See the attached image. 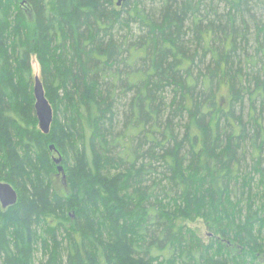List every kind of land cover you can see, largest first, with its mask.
<instances>
[{
    "label": "trees",
    "instance_id": "16d2710c",
    "mask_svg": "<svg viewBox=\"0 0 264 264\" xmlns=\"http://www.w3.org/2000/svg\"><path fill=\"white\" fill-rule=\"evenodd\" d=\"M0 183L2 264H264V0H0Z\"/></svg>",
    "mask_w": 264,
    "mask_h": 264
},
{
    "label": "rangeland",
    "instance_id": "374dc122",
    "mask_svg": "<svg viewBox=\"0 0 264 264\" xmlns=\"http://www.w3.org/2000/svg\"><path fill=\"white\" fill-rule=\"evenodd\" d=\"M13 9V6H11ZM30 66H31V70H32V75L33 77H38L39 80H40V70H39V64L37 62V60L35 59L34 56L31 57V60H30ZM41 81V80H40ZM14 88L17 90L18 92V99H19V102L23 105V108L24 110L26 111V114L28 115L27 111L30 110V107H34V97H33V86H34V82L32 84L31 87H28L24 90L23 86L19 84V81L15 80L14 79ZM44 89V88H43ZM25 91V93H24ZM25 105V106H24ZM35 114V113H34ZM36 119V117H35ZM37 121V120H36ZM37 128H38V123H37ZM53 147V146H52ZM52 152V151H51ZM60 157L62 159V157L56 153H51V156H50V159H54V158H57V157ZM55 165V164H54ZM56 166V165H55ZM61 166V164H60ZM62 167V166H61ZM63 169V168H62ZM65 175H64V179L61 177V175L57 174L53 177L52 179V184L54 185V188H55V191L58 195L62 196V197H66L68 196V191H67V187L65 184H63V182L65 183V181H62V180H65ZM2 184H6V183H2ZM9 185V184H8ZM11 188L13 189V187L11 186ZM14 190V189H13ZM15 191V190H14ZM16 193V191H15ZM17 195V193H16ZM187 228L188 229H191L193 230L194 232H196V234L203 240V242H207L208 240V237H210V234L209 232L207 231L206 229V226L204 224V222L201 220V219H195L194 221L192 222H186L185 223ZM264 234V232H263ZM261 235V237H263L264 235ZM225 242L223 241V244ZM263 247H264V239L261 241ZM42 259V260H41ZM40 262L41 263H44V258L41 256V254L39 252H37L35 254V263L34 264H38ZM215 262H217L218 264H224L225 262L220 259L219 257H217L215 260ZM2 258L0 256V264H2ZM132 264H135L133 262H131ZM213 264V263H212Z\"/></svg>",
    "mask_w": 264,
    "mask_h": 264
},
{
    "label": "water",
    "instance_id": "95a60500",
    "mask_svg": "<svg viewBox=\"0 0 264 264\" xmlns=\"http://www.w3.org/2000/svg\"><path fill=\"white\" fill-rule=\"evenodd\" d=\"M127 0H116V6L119 7L122 3ZM33 97H34V113L38 123V129L43 135H48L50 126L53 119L52 108L45 97V92L41 81L38 77L34 78L33 86ZM50 151H53V147H49ZM62 159L58 156L53 159V163L57 167L58 174L63 175V169L60 166ZM64 179V176H62ZM17 202V195L15 191L8 184L0 183V206L3 209L12 207Z\"/></svg>",
    "mask_w": 264,
    "mask_h": 264
},
{
    "label": "bare ground",
    "instance_id": "6f19581e",
    "mask_svg": "<svg viewBox=\"0 0 264 264\" xmlns=\"http://www.w3.org/2000/svg\"><path fill=\"white\" fill-rule=\"evenodd\" d=\"M38 130H39V129H38ZM0 207H1V206H0ZM9 208H10V207H9ZM1 209H2V210H6V209H3L2 207H1Z\"/></svg>",
    "mask_w": 264,
    "mask_h": 264
}]
</instances>
